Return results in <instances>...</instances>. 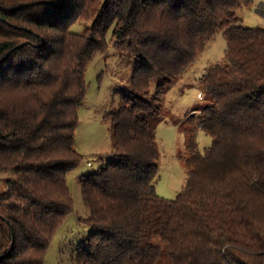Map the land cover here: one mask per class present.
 Listing matches in <instances>:
<instances>
[{"label":"trees","instance_id":"trees-1","mask_svg":"<svg viewBox=\"0 0 264 264\" xmlns=\"http://www.w3.org/2000/svg\"><path fill=\"white\" fill-rule=\"evenodd\" d=\"M251 2L0 0V264H45L73 211L85 71L110 44L137 65L106 113L110 159L80 179L89 213L73 263L264 264V27L236 17ZM255 10L264 18V1ZM218 30L222 59L198 78L212 142L188 144L184 188L166 198L151 116Z\"/></svg>","mask_w":264,"mask_h":264},{"label":"rangeland","instance_id":"rangeland-1","mask_svg":"<svg viewBox=\"0 0 264 264\" xmlns=\"http://www.w3.org/2000/svg\"><path fill=\"white\" fill-rule=\"evenodd\" d=\"M264 0H252L242 4L236 11L240 24L264 27V18L255 10ZM79 31L78 24L72 27ZM226 47L223 30L210 38L203 52L187 68L184 75L170 84L164 99L151 116L158 150V168L154 179L156 192L166 198H174L184 188L188 176L190 156L189 143L194 142L200 151L210 146L212 136L202 127L198 113L211 103V98L198 83V78L210 63L221 61ZM135 57L110 44L87 65L85 79L87 92L78 109L79 125L75 132L76 148L84 155L80 165L67 176L73 197V211L53 236L45 264H74L71 255L83 235L87 234L79 217L89 213L81 193L80 179L99 167L97 156L111 150V121L109 111L111 98L126 90L128 78L136 67Z\"/></svg>","mask_w":264,"mask_h":264}]
</instances>
